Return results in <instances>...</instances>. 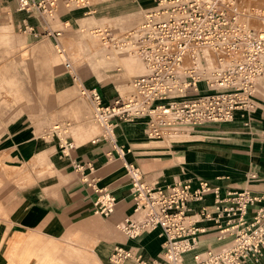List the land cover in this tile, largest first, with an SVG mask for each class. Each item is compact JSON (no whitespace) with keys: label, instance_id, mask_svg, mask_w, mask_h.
<instances>
[{"label":"built area","instance_id":"2783aa9c","mask_svg":"<svg viewBox=\"0 0 264 264\" xmlns=\"http://www.w3.org/2000/svg\"><path fill=\"white\" fill-rule=\"evenodd\" d=\"M90 2L17 0V10L35 13L44 25L42 35L55 39L64 67L102 129L91 142L107 140L122 157L124 149L114 134L117 121L143 119L148 139L165 140L206 123L228 122L237 110L254 109L256 82L264 76V14L247 0H154V7L120 37L121 45L141 60L144 72L133 77L128 97L118 95L111 103H105L99 88L81 83L56 40L61 31L53 28L60 8ZM253 20L261 25L254 26ZM23 30L33 28L24 23ZM103 32L109 34L107 28ZM200 81L209 93H200ZM123 167L131 183L133 208L117 228L128 238L157 230L162 251L158 258H146L132 247L115 245L111 264H259L264 250V194L243 189L222 195L220 184L202 178L148 183L134 164L124 162ZM249 176L256 178V173ZM95 191L97 211L104 216L112 213L113 195ZM208 195L213 198L210 205L192 206ZM204 222H213L219 240L231 236V244L196 251L200 233L207 229ZM188 253L190 263L185 260Z\"/></svg>","mask_w":264,"mask_h":264},{"label":"crops","instance_id":"0c3cea01","mask_svg":"<svg viewBox=\"0 0 264 264\" xmlns=\"http://www.w3.org/2000/svg\"><path fill=\"white\" fill-rule=\"evenodd\" d=\"M98 1L103 0H92L85 9H79L80 12L74 14L69 12L70 9L60 8V23L67 24L66 27L72 31L78 30L75 26L79 23L76 21L82 14L92 16L97 22L107 20L104 18L109 12L108 5L104 3L95 11L92 9ZM114 2L120 7V13H133L135 20H141L144 13L155 5L154 0ZM96 12L100 13L97 18ZM111 16L113 19L122 18L116 11ZM24 23L33 31L23 30ZM4 28L9 31V40L4 43L11 52L7 56L11 57V62L20 61L21 54L34 49L35 45H43L46 52L45 45L54 44V38L42 35L44 25L35 13L17 10V0H0V31ZM70 34H65V37ZM42 56H38L39 61ZM36 60V56L25 57L29 73L35 72L32 64ZM75 72L83 85L100 89L105 103H111L120 95L112 92L116 87L114 80L101 83L88 63L78 66ZM11 76L20 78L19 74ZM29 77L35 75L29 74ZM49 78L54 94L60 96L59 101L51 103L49 109L44 106L47 112L42 116H18L0 130V155L11 158L12 165L26 164L28 174L34 178V182L15 192L7 204L6 216L0 218V264L5 261L3 251L6 241L18 235L54 246L73 244L81 248L90 245V255L96 258L101 251L107 258V264H111L109 255L115 245L132 247L146 258H158L162 251V239L157 230L128 238L117 228L125 216L132 215L133 208L131 183L125 173L124 162L137 166L148 183L165 185L202 178L220 184L222 195L243 189L264 194V76L256 82L253 110H237L228 122H211L194 128L188 133L184 146L182 143V146L176 143L168 145L163 140L148 139L143 119L117 121L114 134L117 144L124 149L122 157L107 140L94 143L91 142L94 137L87 140L84 136L87 133L81 135L84 142H74L71 128L86 122L85 112L89 110V102L80 96L76 82L65 67L64 70L51 69ZM125 85L121 77L118 86ZM54 115L58 120L51 121ZM55 125L63 128L62 134L54 129ZM199 135H218L220 140L204 141L197 138ZM193 152L200 156L199 166L190 161L185 165L172 161L175 154L182 156ZM76 164H80V168H76ZM39 169H45L42 176L37 175ZM251 172L256 173V178H250ZM97 188L108 191L115 199L113 211L107 216L100 214L94 205ZM212 201V196L208 195L192 206L210 205ZM203 224L207 229L200 233L196 251L231 244V236L222 240L216 237L213 222ZM98 229H102V233ZM99 233L101 237L97 236ZM100 242L101 248L94 250ZM185 260L190 263L191 254H185ZM128 264L133 263L130 261ZM259 264H264V250Z\"/></svg>","mask_w":264,"mask_h":264},{"label":"rangeland","instance_id":"374dc122","mask_svg":"<svg viewBox=\"0 0 264 264\" xmlns=\"http://www.w3.org/2000/svg\"><path fill=\"white\" fill-rule=\"evenodd\" d=\"M93 1L96 2L97 0ZM114 1L116 0L98 1L96 7L92 8L95 11L97 7L102 6L104 3L108 5L109 12L106 14L107 18H104L107 20L97 22L96 19H92V16L82 14L79 20L76 21L79 23L78 26H75L78 30L71 29L72 31H70L68 27L61 28L59 18L54 23L53 28L61 31V35L58 37L59 44L65 49L75 71L78 66L88 63L101 83L104 84L108 80H114L113 83L116 87L112 92L120 94L122 98H126L129 96L130 91L132 92L131 81L133 77L142 74L141 64L143 65V63L136 55L135 57L126 51L120 50L114 43L121 45V43H118L120 36L138 24L140 20H135L133 13H120L121 9L116 4H113ZM247 4L254 6L259 14H264V0H247ZM114 7H116V13L122 18L113 19L114 17L111 15L115 14ZM93 10L90 8V12ZM76 11L80 12L77 7H74L70 8L69 12L74 14ZM95 15L97 18L100 13L98 12L97 14L96 12ZM252 24L256 27L261 25L257 20H253ZM106 27L111 30L108 35L103 32ZM99 30L101 31L98 32ZM68 33H71L70 36L65 37V34ZM8 35V29L4 28L0 31V130L9 120L18 116H42L44 112H47L43 109L44 106L49 109L51 103L59 101L60 96L54 94L49 75L51 69L53 71L56 68L64 70V65L55 47V39H53V45H45L46 52H44L43 45H35L34 49L27 50L21 54L20 61L11 62V57H7L11 52L5 44L9 40ZM30 55L37 58L35 63L32 64L34 73H29L28 65L24 61L25 57ZM39 55H43L41 61L38 59ZM12 74L16 76L19 74L20 78L11 76ZM29 74L35 75V77H29ZM106 77H109V79ZM121 77L124 78L126 84L122 87L118 86ZM88 108L89 110L86 109L85 112L86 122L71 128L76 144L84 142L81 139L83 133H91L93 135L91 138L101 133L96 120L93 118L92 109L89 106ZM55 120L58 119L54 115L51 121ZM56 126L58 127V125ZM56 130H59V134H62L63 128L58 127ZM204 136L199 135L197 138L204 141L220 140L218 135L215 137L213 135ZM188 138V132H186L172 139H165L163 143L168 145L176 143L184 146L185 143L183 142ZM199 157L196 152L182 156L175 154L172 161L180 162L184 165L190 161L194 165L199 166V162H201ZM31 170L33 171L34 169ZM44 171L45 169H39L37 175L42 176L45 173ZM32 182H34V178L28 174L26 164L23 166L12 165L11 158H7L3 154L0 155V218L6 216L7 204L14 194L17 193L16 191ZM112 228L116 231L114 226ZM101 230L100 233H102ZM100 233L97 236L101 237L102 234ZM5 244V250L3 251L5 256L4 264H97L99 259L102 261L99 262L100 264H107V258L102 255L101 251L96 258L90 255V245H84L81 248L74 247L73 244H58L54 246L45 241H38L22 235L7 240ZM100 248L101 242L94 250Z\"/></svg>","mask_w":264,"mask_h":264},{"label":"bare ground","instance_id":"6f19581e","mask_svg":"<svg viewBox=\"0 0 264 264\" xmlns=\"http://www.w3.org/2000/svg\"><path fill=\"white\" fill-rule=\"evenodd\" d=\"M78 9H85L86 7L85 6H82V7H77ZM112 34V33H111ZM60 35H61V33H59V36L58 37H60ZM121 37V36H120ZM115 38V37H114ZM114 40V39H113ZM118 43H120V38L118 39ZM116 42H117V40H116ZM115 44V46L116 47H118L120 50H122V51H126V52H128L129 54H131V55H133V56H135L136 54H134L133 52H130V51H128L127 49H125L122 45H120V44H116V43H114ZM136 57V56H135ZM142 65V64H141ZM142 69H143V72H144V66L142 65ZM75 70V69H74ZM198 87H199V89H200V93H209V91L208 90H204V82L203 81H200L199 83H198ZM129 94H131V91H130V93ZM97 124V123H96ZM97 126L99 127V129H100V132H102V129H101V127L97 124ZM57 127V126H56ZM193 131V130H192ZM180 135H183V134H180ZM85 136V138L86 139H89V138H91L93 135L91 134V133H87V135H84ZM178 136V135H177ZM173 137H175V136H172V137H170V138H168L167 140H169V139H172Z\"/></svg>","mask_w":264,"mask_h":264}]
</instances>
